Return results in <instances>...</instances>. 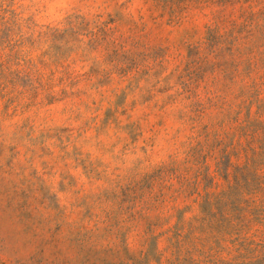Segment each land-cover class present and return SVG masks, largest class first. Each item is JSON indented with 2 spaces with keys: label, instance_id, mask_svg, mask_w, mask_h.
I'll return each instance as SVG.
<instances>
[{
  "label": "rangeland",
  "instance_id": "1",
  "mask_svg": "<svg viewBox=\"0 0 264 264\" xmlns=\"http://www.w3.org/2000/svg\"><path fill=\"white\" fill-rule=\"evenodd\" d=\"M4 7L0 264H264V0Z\"/></svg>",
  "mask_w": 264,
  "mask_h": 264
},
{
  "label": "trees",
  "instance_id": "2",
  "mask_svg": "<svg viewBox=\"0 0 264 264\" xmlns=\"http://www.w3.org/2000/svg\"><path fill=\"white\" fill-rule=\"evenodd\" d=\"M4 1L5 0H2V2H1V4H0V20H2V24H9L10 23V20L9 19H7L8 18V13H11V14H13L14 12H9V9H7V8H5L4 7ZM0 33H2L3 35L1 36V38L2 37H4V32L2 31V30H0ZM218 211H219V213H220V215L222 216V217H224V219H225V217H226V206H220L219 208H218ZM222 219V218H221ZM180 252V250L178 251V253ZM180 255H181V253H179L178 254V257L176 258V260L172 263V264H191V260H194L193 259V255L192 254H189L190 255V258H187L186 260H185V262L183 263V260H181V258H180Z\"/></svg>",
  "mask_w": 264,
  "mask_h": 264
}]
</instances>
